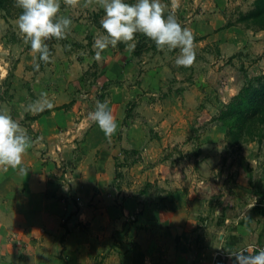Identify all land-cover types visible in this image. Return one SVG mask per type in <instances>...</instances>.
<instances>
[{"label":"crops","instance_id":"1","mask_svg":"<svg viewBox=\"0 0 264 264\" xmlns=\"http://www.w3.org/2000/svg\"><path fill=\"white\" fill-rule=\"evenodd\" d=\"M119 61H110L118 66L115 73L102 65L103 82L119 83L99 96L116 118L114 133L105 135L89 118L96 103L48 109L22 126L32 139L21 162L26 171L0 163V264H234V256L216 253L264 244V233L252 220H217L205 181L170 168L162 158L175 137H163L146 121L144 109L160 105L147 96L160 92L159 74L168 76L167 67L151 75L145 70L138 77L142 81L127 88V70ZM170 78L184 77L174 72ZM192 93L176 97L181 112H198ZM167 97L166 103H177L171 93ZM180 122L181 131L195 123ZM204 161L209 162L199 154L194 159L200 168Z\"/></svg>","mask_w":264,"mask_h":264},{"label":"rangeland","instance_id":"2","mask_svg":"<svg viewBox=\"0 0 264 264\" xmlns=\"http://www.w3.org/2000/svg\"><path fill=\"white\" fill-rule=\"evenodd\" d=\"M256 1L162 0L165 15L174 14L195 37V61L179 66L175 63L178 47L159 48L143 33L136 34L134 49L121 54L127 42H119L105 49L102 59H95L94 40L103 31L100 20L104 10L100 0H60L59 14L71 17L70 30L64 38L52 37L47 41L52 59L39 61L40 68L36 69L38 53L25 41L16 23L22 11L20 0H0V109L9 110L26 127L48 109L67 111L73 104L80 106L84 102L95 105L104 90L114 91L117 81L103 82L105 76L101 71L107 63L112 73L117 72L118 66L111 60L120 59L121 70L126 68L127 88L138 85L142 81L138 77L145 70L151 75L154 69L167 67L168 76L159 74L164 78L160 92L156 91L154 97L147 96L159 100L160 105L144 109L146 121L161 129L163 137L171 134L175 137L167 142L162 158L169 162L170 168L201 175L200 178L195 175L193 180L205 181L206 195L210 196L211 205L219 209L217 220L229 217L239 221L244 217V221L252 220L264 233V136L260 141L244 139L243 130L239 140L227 137L226 128L217 120L224 105L243 85L264 74V15L249 17L257 9ZM156 54L159 57L154 60ZM142 60L145 62L140 64ZM129 62L135 63L131 69L126 66ZM131 72L135 78L128 77ZM174 72L182 75L183 80L170 78ZM184 90L193 91L192 97H197L195 103H200L197 113L179 109L180 99L176 97ZM42 92L46 97H41ZM170 93L177 103L165 102ZM45 100L53 106L47 107ZM187 101L186 105H192V98ZM183 120L195 123L187 131H181L179 123ZM180 133L183 136L179 140ZM198 154L209 160L204 161L203 168L194 162Z\"/></svg>","mask_w":264,"mask_h":264},{"label":"clouds","instance_id":"3","mask_svg":"<svg viewBox=\"0 0 264 264\" xmlns=\"http://www.w3.org/2000/svg\"><path fill=\"white\" fill-rule=\"evenodd\" d=\"M104 10L100 26L102 33L94 40L95 59H102L103 51L109 46L115 47L119 42H127L128 49H134L136 34L143 33L152 39L159 48H179L175 63L179 66L191 65L196 59L194 35L190 28L182 26L178 18L169 13L165 15L162 0H100ZM21 13L16 23L25 41L38 53V62L34 68L39 69V61L52 59L47 41L52 38H64L70 30L72 19L61 15L60 0H20ZM42 92L41 97H46ZM35 103H40L39 101ZM47 107L51 101H44ZM35 104L29 105V108ZM44 106V105H41ZM105 135L110 136L117 129V121L106 101H96L95 109L88 114ZM32 139L27 130L13 118L10 111L0 109V163L12 167H22L23 154L29 149ZM219 212V209H217ZM249 248L255 247L248 245ZM234 264H264V247L253 254L246 249L231 252Z\"/></svg>","mask_w":264,"mask_h":264},{"label":"trees","instance_id":"4","mask_svg":"<svg viewBox=\"0 0 264 264\" xmlns=\"http://www.w3.org/2000/svg\"><path fill=\"white\" fill-rule=\"evenodd\" d=\"M256 11L249 17L264 15V0L256 1ZM226 128V136L239 140L244 130V139L260 141L264 136V74L243 85L217 117Z\"/></svg>","mask_w":264,"mask_h":264},{"label":"built area","instance_id":"5","mask_svg":"<svg viewBox=\"0 0 264 264\" xmlns=\"http://www.w3.org/2000/svg\"><path fill=\"white\" fill-rule=\"evenodd\" d=\"M76 201H78V198H76ZM248 245H254L255 247L249 248ZM260 247H264V244L251 243V244H247L243 246L240 249H246L247 254H253L255 251H258ZM230 256H233V255H231V253L229 252L218 251L216 253V257L226 258Z\"/></svg>","mask_w":264,"mask_h":264}]
</instances>
